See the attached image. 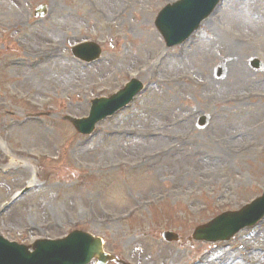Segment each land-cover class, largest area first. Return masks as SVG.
<instances>
[{
  "label": "rangeland",
  "instance_id": "1",
  "mask_svg": "<svg viewBox=\"0 0 264 264\" xmlns=\"http://www.w3.org/2000/svg\"><path fill=\"white\" fill-rule=\"evenodd\" d=\"M89 1L100 14L91 12ZM172 1L113 0L109 6L111 0H0V127L10 135L0 141L11 150L0 156L2 238L31 245L82 230L101 238L107 253L136 264H264V220L211 247L159 239L162 231H174L186 240L196 226L240 209L264 190V99H247L242 106L216 102L264 93V67L254 72L248 66L251 59L264 65V28L248 31L239 20L233 28L232 13L245 14L246 5H239L245 0H224L187 43L165 49L153 23ZM40 4L49 13L36 21L32 14ZM18 39L35 48L55 43L58 63L67 69L60 76L71 85L51 79L55 70L49 65L8 68L6 61L23 58L14 46ZM84 41L102 47L98 64L85 67L71 58L70 47ZM230 42L235 48L228 54ZM183 51L184 61L174 60ZM161 56L162 75H141L148 61L152 66ZM219 67L225 69L221 78ZM130 78L145 83L146 92L97 125L92 136L82 137L62 121L86 117L92 100L109 97ZM54 84L69 89L59 95ZM34 111L47 114L45 126L10 122ZM203 115L210 123L200 129ZM224 123L231 126L221 130ZM33 169L44 187L29 189L4 208L27 186Z\"/></svg>",
  "mask_w": 264,
  "mask_h": 264
},
{
  "label": "water",
  "instance_id": "2",
  "mask_svg": "<svg viewBox=\"0 0 264 264\" xmlns=\"http://www.w3.org/2000/svg\"><path fill=\"white\" fill-rule=\"evenodd\" d=\"M194 0H183L182 3L177 5L175 8H169L164 10L157 18V21L155 23L157 29L160 31V33L163 35L165 40L167 41V44L171 45L172 40H170V37L177 35L178 38H184L187 34L192 33V31L197 27V24L202 20L205 16H207L215 7L218 0H196L195 4L192 8H190L191 4H193ZM189 12V16H186L184 18L185 24H187V29H185L182 33H180V28L176 29V24L174 22L175 19H179L178 21L181 22L180 14L182 12ZM92 48V47H91ZM91 50L90 53L93 54L94 50ZM139 88V86H135L134 84H131L129 88L115 97L114 99L110 101H101L95 103L90 119L86 121V123L81 122H75L74 125L77 128L79 132L85 133V126L88 124L90 127L93 126L95 122L100 120L101 118H104L106 115H108L110 112H112L115 108H119L123 105H125L131 97L136 93V90ZM119 105V106H117ZM264 213V199H261L254 205V214H247L244 213L243 215H226V217H223L219 220H217L215 223H213L208 230L210 234L213 231L220 232V235L225 238L226 235H231L232 232H236L235 228L240 226L241 228L244 226V224H253L258 218L262 216ZM204 229H201V231L198 234V236L207 240H212L210 238L205 237ZM203 236V237H201ZM164 238L166 240H172L170 238H173L170 234H165ZM97 243V242H96ZM91 241L86 236H78L75 235L71 239H68L61 243H52V245H56L55 247H49L45 251L48 252H56L61 250V248L58 247H66V248H74L77 245V251L78 255L80 256V259L84 262H87L94 254H98L100 249L99 245ZM39 244L35 245L36 253L34 256L37 255L38 251L42 247L47 246H38ZM22 251H26L24 248H21ZM68 250V249H65ZM11 252H15L11 250ZM4 255H9L8 253H5ZM17 261H21L24 259H27L28 256L26 254H19L15 257ZM70 264V263H68Z\"/></svg>",
  "mask_w": 264,
  "mask_h": 264
},
{
  "label": "bare ground",
  "instance_id": "3",
  "mask_svg": "<svg viewBox=\"0 0 264 264\" xmlns=\"http://www.w3.org/2000/svg\"><path fill=\"white\" fill-rule=\"evenodd\" d=\"M108 1L110 2V0H108ZM244 2H245V5H246V12H245V14H243V15H241L239 13L236 14L235 11H234L232 13L233 19H232V24L231 25L235 24L239 20V21L243 22L244 27L248 31H253L256 26H260V27H263L264 28V0H259L258 5H249L246 2V0ZM86 4L88 5V7H91V4L89 2L86 3ZM112 5H114L113 0H111V2L109 3V6H112ZM245 5L240 4L241 7H244ZM223 28L225 29L226 34L227 35H230V34H228V32L231 33V31H228V27L227 26H224ZM195 46L196 45L194 44V47ZM225 48H226V52L228 54L233 53L234 52V48H235L234 43L233 42H230L229 45L227 47H225ZM53 49H54L53 48V44H51L50 42L45 43V50L49 54H53V52H54ZM202 50L204 52H206V53L208 52V56L210 55V50H211L210 47L204 45L202 47ZM174 64H175L174 61H172V65H174ZM237 67L239 68L240 65L237 66ZM62 70H63V67L60 66L59 69H58V72H61ZM153 72H154V70L151 67H148V68H145L142 73L145 76H148L149 77V76H151L153 74ZM234 77L235 76H230L229 78L230 79H233ZM56 78H58V77H56ZM59 80L62 81L61 78ZM65 82L68 85L69 81H68V79L66 77H65ZM259 93H261V92H259ZM261 94L264 95V93H261ZM242 105H240V103H238V102L235 103V106H242ZM248 112L249 111H247L245 113H248ZM260 114H264V110L261 109L260 110ZM224 125L225 126L222 127L221 130H226V129H228L231 126L229 123H224ZM227 125H229V127ZM241 125H242V122H240V125L238 124V126H241ZM232 128H234V127H232ZM32 177H34V175ZM213 263L214 262H210V264H213Z\"/></svg>",
  "mask_w": 264,
  "mask_h": 264
}]
</instances>
